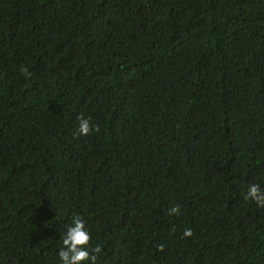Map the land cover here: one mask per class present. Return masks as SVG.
<instances>
[{
	"label": "trees",
	"instance_id": "obj_1",
	"mask_svg": "<svg viewBox=\"0 0 264 264\" xmlns=\"http://www.w3.org/2000/svg\"><path fill=\"white\" fill-rule=\"evenodd\" d=\"M249 183L264 0H0V264H59L74 215L97 264H264Z\"/></svg>",
	"mask_w": 264,
	"mask_h": 264
},
{
	"label": "clouds",
	"instance_id": "obj_2",
	"mask_svg": "<svg viewBox=\"0 0 264 264\" xmlns=\"http://www.w3.org/2000/svg\"><path fill=\"white\" fill-rule=\"evenodd\" d=\"M93 130L89 119L81 117L78 123V134L87 135ZM244 200L252 201L257 207L264 208V187L259 183H249L244 192ZM170 215H178L179 207L173 206ZM191 229H185L183 235L191 236ZM91 234L84 219L78 215L64 224L61 246L57 250L59 264H97L98 255L102 254L100 244L92 245Z\"/></svg>",
	"mask_w": 264,
	"mask_h": 264
}]
</instances>
